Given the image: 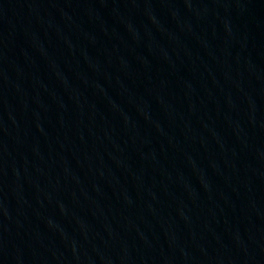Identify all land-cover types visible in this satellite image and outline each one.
Wrapping results in <instances>:
<instances>
[{
  "label": "water",
  "instance_id": "1",
  "mask_svg": "<svg viewBox=\"0 0 264 264\" xmlns=\"http://www.w3.org/2000/svg\"><path fill=\"white\" fill-rule=\"evenodd\" d=\"M0 264H264V0H0Z\"/></svg>",
  "mask_w": 264,
  "mask_h": 264
}]
</instances>
